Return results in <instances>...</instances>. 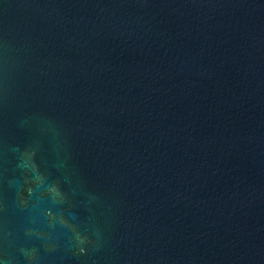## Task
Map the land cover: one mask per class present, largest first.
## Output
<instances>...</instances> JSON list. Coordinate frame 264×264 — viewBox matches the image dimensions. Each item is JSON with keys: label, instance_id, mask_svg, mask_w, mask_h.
<instances>
[{"label": "water", "instance_id": "1", "mask_svg": "<svg viewBox=\"0 0 264 264\" xmlns=\"http://www.w3.org/2000/svg\"><path fill=\"white\" fill-rule=\"evenodd\" d=\"M0 264H264V0H0Z\"/></svg>", "mask_w": 264, "mask_h": 264}]
</instances>
